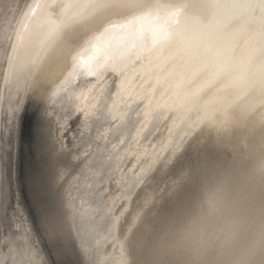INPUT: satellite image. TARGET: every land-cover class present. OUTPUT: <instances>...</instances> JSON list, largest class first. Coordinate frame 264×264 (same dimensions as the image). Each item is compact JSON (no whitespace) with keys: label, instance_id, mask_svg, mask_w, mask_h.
<instances>
[{"label":"bare ground","instance_id":"1","mask_svg":"<svg viewBox=\"0 0 264 264\" xmlns=\"http://www.w3.org/2000/svg\"><path fill=\"white\" fill-rule=\"evenodd\" d=\"M0 264H264V0H0Z\"/></svg>","mask_w":264,"mask_h":264},{"label":"water","instance_id":"2","mask_svg":"<svg viewBox=\"0 0 264 264\" xmlns=\"http://www.w3.org/2000/svg\"><path fill=\"white\" fill-rule=\"evenodd\" d=\"M32 113L25 112L22 118V126H21V146H20V155H21V165H20V171H21V178L23 175V165H24V159H25V147L30 148L31 152V143L33 141V126H34V120L35 117L31 116ZM23 196L25 200L27 201V196H26V190L23 189Z\"/></svg>","mask_w":264,"mask_h":264},{"label":"snow or ice","instance_id":"3","mask_svg":"<svg viewBox=\"0 0 264 264\" xmlns=\"http://www.w3.org/2000/svg\"><path fill=\"white\" fill-rule=\"evenodd\" d=\"M3 250L4 251H7L8 250V245L6 243L3 245Z\"/></svg>","mask_w":264,"mask_h":264},{"label":"rangeland","instance_id":"4","mask_svg":"<svg viewBox=\"0 0 264 264\" xmlns=\"http://www.w3.org/2000/svg\"><path fill=\"white\" fill-rule=\"evenodd\" d=\"M31 116H32V117L34 116V117H35V119H36V114H35V115H33V114H32ZM34 121H35V120H34Z\"/></svg>","mask_w":264,"mask_h":264}]
</instances>
